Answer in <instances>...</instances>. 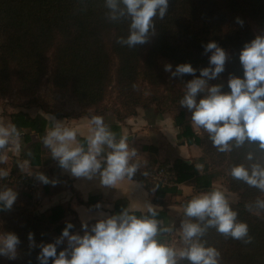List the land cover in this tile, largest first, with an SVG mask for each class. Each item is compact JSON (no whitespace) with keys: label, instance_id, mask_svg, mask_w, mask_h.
<instances>
[{"label":"trees","instance_id":"1","mask_svg":"<svg viewBox=\"0 0 264 264\" xmlns=\"http://www.w3.org/2000/svg\"><path fill=\"white\" fill-rule=\"evenodd\" d=\"M104 3L105 0H0V36H4L6 45L11 43L15 35H21L25 36V42H30L32 36L43 40L37 47L38 50L54 48V57L58 61L53 75L54 93L63 95L67 92L82 105L98 106L111 92L124 108L131 106L134 109L127 110L129 113L135 114L138 106L147 108L156 103L157 111L160 112L166 99L168 105L180 102L178 100L184 95L185 83L199 77L200 69L210 66L211 53H205L203 48L210 41L229 51L225 70L219 79L222 92H229V77L243 78L239 62L240 50L246 42L255 38L250 29L246 28L247 19L254 21L260 34H264V0H169L166 16L154 21L155 34L150 36L147 43L128 48L116 41L118 37H127L129 22H109ZM218 4L225 6L224 18H230V21L215 23V11L211 6ZM237 18L243 21L242 26L237 23ZM19 22L23 24L24 30ZM49 40H54L56 44L53 46ZM0 48H3L1 43ZM79 58L82 62H89L100 68L99 81L91 83L89 80L71 78L68 65L73 60L77 65ZM183 63H189L193 68L198 65L195 75L172 77L170 73L168 82L169 75L164 70V64H171L175 70L177 65ZM36 79L41 82L44 76ZM217 81L218 78L209 80L208 84L215 85ZM6 88L7 86H0L1 95ZM40 88L41 86L26 82L20 88L15 87V90L18 89L25 97H35ZM143 90L146 91L145 94ZM29 108L7 114L11 117L12 124L21 132L22 147L18 156H12L11 152L8 154L12 158L9 175L18 179L27 176L31 167H37L35 171H40V167L49 166L53 162L60 167L42 143L48 122ZM130 116L116 112V121L125 122L132 118ZM172 122L178 129L181 142L188 146L195 145L201 150L197 159H172L176 181L187 186L192 183L193 191L197 193L207 191L218 174L225 173L229 189L239 196L238 201L230 205L238 212V220L248 224L249 234L253 237L251 243L245 244L217 233L214 228L209 229L204 239L220 251V264H264V212L257 214L245 207L254 204L257 199H264V192L234 180L229 174L234 165L250 163L246 160V154L250 151L257 160L264 161V151H260L256 144L246 143L241 148L234 147L231 152H219L206 132L202 129L195 131L185 108L172 115ZM32 135L37 136V139L33 140ZM83 140L80 138L81 142ZM6 149L9 151L11 148ZM143 151L152 154V159L155 155L160 157L162 152L152 145L143 147ZM0 170H6L2 162ZM49 171L55 173L53 168ZM7 178L0 179V190L12 188L17 192L15 202L20 205L13 206L11 210H0V233L12 232L19 238L17 252L22 258L21 261H8L7 264H40L37 259L40 245L55 243L66 224L73 223L63 220L66 210L63 205L52 207L48 215L36 216L31 192L25 188L24 183L7 181ZM132 179L145 183L151 203L158 210L156 218L168 225V210L172 205H177L175 199L182 198L183 191L149 184L143 174L135 173ZM65 181L66 186L70 187V181ZM43 190L45 195L49 194L47 184H44ZM76 199L78 203L93 208L100 197L96 194L84 201L76 195ZM117 206L116 202V210ZM126 208L125 206L124 209ZM136 214L139 215L140 212L137 211ZM73 230L74 227L69 230L70 233ZM29 233L33 235L32 242L28 239ZM163 240L168 243L165 235ZM63 249V243L57 245V254ZM0 264H3L1 257ZM48 264H53L51 258Z\"/></svg>","mask_w":264,"mask_h":264},{"label":"clouds","instance_id":"2","mask_svg":"<svg viewBox=\"0 0 264 264\" xmlns=\"http://www.w3.org/2000/svg\"><path fill=\"white\" fill-rule=\"evenodd\" d=\"M106 19L109 22H129L126 38L118 37L117 43L128 48L143 45L155 34V19L167 14L169 0H105ZM241 26L243 21L237 18ZM209 56V67L200 69L199 77L185 83V92L179 104L191 112L192 124L208 134L212 145L222 153L241 148L246 143L256 144L264 151V34L246 42L239 53L243 78L230 76L229 92H222V85H209L225 70L228 56L214 41L203 45ZM164 70L172 77L195 75L189 63L179 64L172 70L165 64ZM200 97L197 99V97ZM50 121L42 143L58 165L77 178L91 180L99 174L102 186L117 188L122 181H132L141 167L135 148H130L127 136L117 138L100 115H91L87 121V134L83 142L79 129L66 126L64 121L49 115ZM12 146L21 150V132L15 124L0 121V151ZM250 163L236 164L229 170L238 180L264 192V161H259L250 151L246 154ZM9 172L0 170V179ZM143 175H147L144 172ZM44 184L54 183L39 174ZM17 192L10 187L0 190V210H11ZM257 214L264 212V199L245 206ZM137 211L140 212L137 215ZM184 219L180 225L182 246L176 247L161 237L171 234L174 226L157 219V207L145 202L143 209L126 208L119 214L98 220L91 226L82 224L84 234H70L74 226L67 223L55 243L40 245L37 259L40 264H220V251L204 239L209 229L245 244L251 243L246 222L238 220L225 193L210 189L192 195L183 206ZM28 239L33 241L29 233ZM67 241V247L57 254V245ZM19 238L12 232L0 233V256L15 259ZM70 257V258H69Z\"/></svg>","mask_w":264,"mask_h":264},{"label":"rangeland","instance_id":"3","mask_svg":"<svg viewBox=\"0 0 264 264\" xmlns=\"http://www.w3.org/2000/svg\"><path fill=\"white\" fill-rule=\"evenodd\" d=\"M211 7L213 11H215V13H213L215 23L218 22L222 24L225 20H231L230 18H224L225 6L218 4ZM21 27L24 30L23 24ZM246 28L250 29L254 36L260 35V29L258 25L254 21H250V19H247L246 21ZM4 39V36H0V43L3 46V48H0V83L2 86H7L6 90L4 92H1L2 95L0 94V104L2 105L4 114H7L6 109L13 112L25 110L26 107H30L29 109L33 112H37V114L46 116L51 115L55 118H90L91 115H109L117 119L116 112H119L122 115L130 114V117H138L144 112H151V114L154 116H166L172 118V115H174L179 109L185 108L182 107L179 102L168 105L166 99L165 101H163V110L159 109L160 112L157 111L155 103L147 108H140L141 106H138L135 108H138L136 110L137 112L135 111V114H132L127 110L134 109L131 106L128 108H124L120 102H117V97H115L111 92L108 94L110 96L104 97L98 106L82 105L81 103L75 101L73 97H70L67 92H64L63 95H60L54 93L52 90L53 75H55V71L58 66V61L54 57V48H48L45 51H43V49L38 50L37 47L42 44L43 40H40L33 36L30 42H25V36L15 35L9 45H6ZM48 42L53 46L54 44H56L54 40H49ZM225 52L228 56L229 51ZM198 67L199 66L197 65L194 67V69L197 70ZM68 70L70 71L69 75L71 76V78L78 80H89L91 81V83L99 81L101 76L100 68L98 66H93L92 63L89 62H82L80 58L77 62V65L75 60H73L68 65ZM167 74L169 75L167 79V81L169 82L170 73L167 72ZM41 75L44 76V80L40 82V79L36 78L41 77ZM217 78L218 81L216 82V84H219L220 75ZM26 82L41 86L38 95H36L35 97H25L18 89L15 90V87L20 88ZM145 93L146 91L143 90V94ZM197 98L199 99V97ZM186 110L188 116L191 118V112L188 109ZM167 111L171 112L168 113ZM194 128L195 131L199 132L200 129L196 128L195 126ZM159 158L160 163H154L155 165H153V167L149 170H155L156 168L165 164H171L170 161L174 159V157L172 158V152L170 150L167 151V153L161 152ZM5 159L7 160V162H10V159H7V157H5ZM154 159L156 158H153L152 160ZM213 188L223 191L228 198L229 203H236L238 201V194L232 192L228 187L225 173H219L218 176L213 180L211 188H209L208 190ZM178 189L183 191V197L176 198L175 204L177 205H172V207H170L168 210L170 212L168 225L174 226V231L171 234L165 235L167 237L168 243L176 247L182 246L180 225L182 220L184 219L183 206L189 199H191L192 195H194L195 193V191H193L194 188L192 183H189L188 186L185 185V187L182 186ZM190 190H192L193 192L191 191V195L189 196ZM36 208L37 204L35 205V209ZM89 226L88 230L90 231ZM84 231L85 230L82 228L80 230H76L72 234H78L82 236L84 234ZM161 238L163 239V236ZM63 245L64 248L67 247L66 240L64 241ZM0 257L3 264H7L8 261L22 260L18 252L15 259H8L5 256Z\"/></svg>","mask_w":264,"mask_h":264},{"label":"crops","instance_id":"4","mask_svg":"<svg viewBox=\"0 0 264 264\" xmlns=\"http://www.w3.org/2000/svg\"><path fill=\"white\" fill-rule=\"evenodd\" d=\"M6 110L7 114L12 113V111ZM7 114L3 113V108L0 104V121L5 124L12 123L11 117ZM40 116L48 122V128L50 124V121L47 119L48 116L42 114ZM102 117L110 129L117 134L118 139L121 136H127L129 147L136 149L138 154L137 159L141 161V167L136 172L138 174H143L146 170L152 168L153 165L160 163L159 155L153 156L156 159L151 160L152 154L143 151V147L145 146L152 145L164 153L170 150L172 152V158L179 157L188 160L197 159L200 156V150L197 146H188L178 138V129L174 126L171 117H158L152 115L151 112H144L140 116L132 117L125 122H117L113 116L109 115ZM55 119L64 121L66 126L78 128V135L82 139L87 134L86 125L89 119L88 117ZM32 139L36 140L37 136L32 135ZM9 147L11 148L9 151L5 149L3 153H0V162L4 164V169L6 168L7 171H9L10 162H7L5 157L11 160L12 158L8 155L10 152L13 154L12 156L16 157L20 152H17L12 146ZM170 162L172 163V160ZM36 168L31 167L28 175L23 178L18 179L14 175H8L7 181L15 180L16 183H21V179H27V181H23L22 183H24L25 188L33 195L32 207L35 215H48L52 207L63 205L66 208L63 220L72 222L74 225V230L70 234L78 229H82V224L92 226L98 220L119 214V211L123 210L125 206L127 208L135 207L143 209L145 202L151 203V197L145 183H140L134 179L131 182L127 180L122 181L117 188H110L101 185L99 174L91 180L77 178L72 176L69 171L57 167L55 162L49 166L40 167V171H35ZM50 168L55 170L54 174L49 171ZM39 174L45 175L49 181L53 180L54 182L47 184L49 191L47 195L44 194V183L37 179ZM66 179L70 181V187L66 186ZM182 186L185 187L183 184ZM96 194H98L100 200L93 208L77 202L76 195L82 200L87 201ZM116 202L118 203V210L115 209ZM36 204L37 208L35 209ZM16 205H20V203L15 202L13 204V206ZM168 216H170L169 211ZM91 226L89 227L91 228Z\"/></svg>","mask_w":264,"mask_h":264},{"label":"built area","instance_id":"5","mask_svg":"<svg viewBox=\"0 0 264 264\" xmlns=\"http://www.w3.org/2000/svg\"><path fill=\"white\" fill-rule=\"evenodd\" d=\"M147 175H144L145 181L149 184L155 185L159 188H180L182 184L176 181V172L172 164H165L156 168L155 170H146ZM27 181V179H21Z\"/></svg>","mask_w":264,"mask_h":264}]
</instances>
